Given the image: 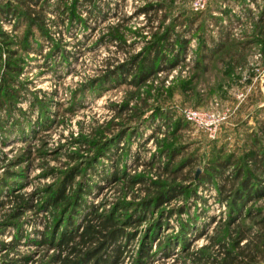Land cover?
<instances>
[{"label":"rangeland","instance_id":"obj_1","mask_svg":"<svg viewBox=\"0 0 264 264\" xmlns=\"http://www.w3.org/2000/svg\"><path fill=\"white\" fill-rule=\"evenodd\" d=\"M145 2L160 4L156 16L150 21L147 20V14L133 15V10ZM90 3L85 0L78 2L77 11L82 18L80 24L77 22L66 24V16L62 11L56 15L49 14L53 22L50 24L51 38L47 41H51V44L48 43L50 48L52 43L58 46L54 52L46 55L49 45L36 31L33 43L35 44L37 40L39 52H27L17 48L15 56L20 58L21 67L16 73L17 81H14L12 86L18 89V92L12 103L0 106V179L6 172L12 176L7 177L8 183L4 185L0 195V221L16 207V200L8 195L11 190L30 195L34 206L24 208L14 219V222L20 225L23 235L13 247L0 251V263L3 253H8V256L25 255L27 258L22 264H45L51 260L50 264H57L56 259L50 256L56 255L60 248L38 241L42 232L48 229L54 215L51 207L42 205V195L47 186L58 180L61 170L80 160L68 156L72 152H84L81 144L76 141L79 132H88L92 126L109 118L127 123L129 110L125 109L118 113L111 105L113 102L119 103L127 99L129 105L135 103L139 105L140 102L137 101L139 97L147 94L143 117L151 112L153 106L168 110L167 116L163 115L164 119L158 117L152 122V126H143L144 128L140 126L142 129L139 135H130L126 141L123 139L118 143L120 149L116 155V166H122L124 163L127 173L142 172L151 178H156L158 173L161 177L167 176L166 172L157 167L165 159V155H160L159 150L164 144L180 145L179 153L173 160L174 163L179 159L183 160V166L175 179L180 181L185 175L193 173L197 176L203 171V166L215 155L217 148H220L219 151L223 154L230 151L240 154L250 148L253 131L260 138H264L263 133L257 128L259 120L264 116V110L259 107L262 105V94L261 98L254 95L256 92L261 93L260 75L264 71L262 57L264 37L258 32L260 28L258 26H262L258 17L263 0H208L205 8L198 11L192 10L191 0H100L97 2L100 10L92 7ZM103 11H106L105 17L102 16ZM194 14L197 17L192 22L190 30L182 33L188 59L185 58L178 63L176 72L171 70L156 72L139 85L138 93L135 86L126 82L99 93L85 90L80 95L77 91L76 105L72 109L68 108L72 92L77 90L79 84L99 74L105 66L114 63L115 60H121L139 50L144 40L150 37V31L153 29L148 27L150 22L152 24L161 22V27L169 19L176 17L174 19L176 22L182 20L186 26L184 21ZM125 16L130 17L125 19L123 18ZM151 16L150 13L149 17ZM217 18L223 25L229 24L228 21L232 18V26L227 27L228 36L231 38L230 42H237L239 46L231 44L224 58L213 55L211 58L213 61H208L207 70L198 72L194 77V73L197 72L194 60L200 52V43L208 44L209 36L215 39L221 36L215 21ZM120 20L122 27L125 28L128 45L120 47L112 42L104 44L96 40L107 24ZM142 23L147 24L141 32L144 36L131 33L134 27ZM0 25L8 31L9 38L14 41L26 33V23H20L15 27L0 18ZM179 29L180 27L176 25L175 30ZM255 51L260 52L257 61H253L252 57ZM62 53H65L66 57L61 56ZM5 57L6 52H3L0 57V75L5 73L3 66ZM230 59L236 61L232 60L230 63ZM250 61L253 62L252 65L249 64ZM260 71L259 78L256 79L255 75ZM249 83L250 89L246 91L244 99L238 102L236 93L241 89L246 90ZM29 101L35 104L30 106ZM214 102H217L219 110L225 107L233 108L238 102L214 137L207 136L201 129L188 122L170 133L171 124L180 118L178 108L183 106L202 108ZM41 107L45 108V112L40 115ZM134 122L133 119L128 121L130 124ZM120 155H123L124 162L120 160ZM246 164L251 163L247 161ZM78 176L72 180V185ZM72 185L66 189L69 190ZM101 186L105 187L92 198L93 201L102 198L101 200L108 202L122 194L126 199H137L145 195V189L139 183L129 188H121L120 181ZM200 187L201 185L196 189V193L205 199L203 206L205 216L197 217L195 226L203 228L204 232L196 238L193 237V233H188L185 236L189 242L188 248L181 250L179 245L174 243L172 253L165 258H158L155 237L150 242L151 256L148 264H200L192 259V254L202 244L208 242V234L212 233L213 226L225 218L226 209L224 202H216V190L212 184L205 190H201ZM192 200V195H178L161 203L159 208H153L149 216L136 224L134 236L126 244L120 264H132L141 234L157 216L158 209H175L184 202L189 204L187 213L182 211L173 214L167 219V223L156 230L155 236L162 238L164 235L176 233L178 223L184 221L187 215L194 214L196 206L199 207L201 203ZM252 205H261L264 209L263 198L247 202L245 208ZM244 221L248 222L249 219L244 217ZM5 229L11 233L3 235L2 238L8 240L11 234L16 232V224L8 223Z\"/></svg>","mask_w":264,"mask_h":264},{"label":"trees","instance_id":"obj_2","mask_svg":"<svg viewBox=\"0 0 264 264\" xmlns=\"http://www.w3.org/2000/svg\"><path fill=\"white\" fill-rule=\"evenodd\" d=\"M80 1L0 0L1 19L15 27L20 23H26V33L16 41L9 38L8 31L0 25V57L3 52H6V57L3 60L5 73L4 75L1 73L2 77L0 75V106L12 103L18 92V89L12 86L13 82L17 81L15 80L16 73L21 67L20 58L15 56L17 48L27 52L40 51L37 47L39 45L37 40L35 44L33 41L37 34L46 41L51 38L50 24L53 19L49 16L50 13L56 15L62 11L66 16V24L72 22L80 24L82 18L77 11ZM85 1L91 2L92 7L100 10L97 3L100 0ZM158 9H160L159 3L145 2L133 10V15L147 14V20L150 21L152 17L156 16ZM150 13L151 17H149ZM105 14L106 11H103L102 16L105 17ZM127 17L130 16L123 18L127 19ZM196 17V14L187 17L184 21L186 26L182 20L176 22L174 20L176 17L169 19L161 27V22L157 24L150 22L148 27L153 28L150 31V37L144 40V44L139 50L121 60H115L114 63L105 66L99 74L79 84L77 90L72 92L68 108H74L78 98L77 93L79 92L81 95L85 90L99 93L104 89L126 82L135 86L138 93L139 85L150 76L159 70L167 71L183 60L186 43L182 33L190 30ZM258 18L259 21L264 20V0ZM215 21L221 36L216 39L209 36L208 44L200 43V52L194 60V67L197 68L194 77L198 72L202 73L207 70L208 61L213 55H217V58H224L229 52L230 49H227L231 44L239 46L237 42H230L231 38L228 36L227 27L232 26V18L226 25L221 24L218 18ZM122 25L121 20L107 24L105 30L98 34L96 40H100L104 44L112 42L120 47L128 45L124 33L125 28ZM176 25L180 27L178 31L175 30ZM145 26L147 24L142 23L140 26L134 27L131 33H137L142 37L144 35L141 32ZM49 42L51 44L50 40L47 41V44ZM50 44H48L46 55L58 48L54 43L50 48ZM14 45L17 47L15 48ZM61 56L66 57L65 53H62ZM232 60L236 61V59H230V63ZM42 93L45 94V91L42 90ZM146 97L147 94L144 97H139L137 100L140 102L139 105L137 103L129 105L127 99L119 103H111L118 113L125 109L129 110L127 120H135L133 124L109 118L92 126L88 132L78 133L76 141L81 144L84 152H72L68 156L80 158V160L61 170L58 180L47 186L42 195V205L44 204L47 208L51 207L54 215L48 229L42 232L38 241L60 248L59 252L56 255H51L50 258H55L57 264H120L126 244L134 236L136 224L149 216L153 208H159L161 203L178 195H192V201L197 200L201 204L199 207L196 206L194 214L187 215L184 221L178 223L176 233L164 235L162 238L155 236L156 230L162 224L167 223V219L173 214L182 211L187 213L189 204L184 202L182 206H177L175 209H158L157 216L152 219L141 234L132 264L149 263L150 242L155 237H157L158 258L168 257L172 253L174 243L178 244L181 250H186L189 242L185 236L188 233H193V237L196 238L204 232L203 228L201 230L195 226L197 217L205 216L203 210L205 199L196 193V189L201 185L200 189L205 190L212 184L216 190V202L225 203V218L219 221L218 225L213 226L212 233L208 234V242L202 244L192 254V259L200 264H264V209L261 205L245 208L249 201L260 197L264 200V138H260L253 131L249 143L250 148L240 154H236L235 151L223 154L220 153V148H217L214 152L215 155L203 166V171L199 172L197 176H194L193 173L184 174L185 176L180 181H175V179L177 172L183 166V160L179 159L175 163L173 161L179 153L180 145L164 144L159 150V154L165 155V159L157 167H160L161 171L166 172V175L170 177H161L160 173L156 178L146 176L142 172L127 173L124 163L122 166H116V155L120 149L118 143L123 139L126 141L130 135H139L143 126H152V122L156 118L164 119V116L168 114V110L153 106L151 112L143 117ZM36 101L38 102V100ZM29 103L30 106L35 104L30 101ZM259 107L264 110V102ZM44 112L45 108L41 107L40 115ZM179 116L180 118L171 124L170 133L175 132L187 122L180 114ZM257 128L264 136V116L259 120ZM120 160L124 162L123 155H120ZM247 161H250L251 164H246ZM76 175H79L78 179L72 185V180ZM7 177L12 176L6 172L5 176L0 179V195L4 185L8 183ZM116 181H120L121 188H129L135 183H139L144 187L145 195L137 199H126L122 194L107 200L108 202L101 200L102 198H97L96 201L92 200L98 195L101 188L105 187H102L101 184L109 185ZM69 185L72 186L67 190L66 187ZM8 195L16 200V207L12 213L0 221V251L10 249L20 241L23 232L14 219L24 208L34 206L32 197L24 192L11 190ZM106 203L108 204L106 205ZM244 217L249 221L245 222ZM8 223L16 224V232L11 234L10 239L4 240L2 236L11 233L5 229ZM26 258L25 255L8 256V253H3L0 264H22ZM51 261H46L45 264H50Z\"/></svg>","mask_w":264,"mask_h":264},{"label":"built area","instance_id":"obj_3","mask_svg":"<svg viewBox=\"0 0 264 264\" xmlns=\"http://www.w3.org/2000/svg\"><path fill=\"white\" fill-rule=\"evenodd\" d=\"M207 1L208 0H191L192 10L194 11L202 10L203 8H205ZM259 56H260V52L255 51L252 55L253 61H257ZM185 58L188 59L187 50L184 54L183 60ZM252 63H253L252 61L249 62L250 65H252ZM177 67H178V64L168 69V71L171 70V72H176ZM160 71H163V70H159L157 71V73ZM260 73L261 71L255 75L256 79L259 78ZM246 86H247L246 90L241 89L240 91H238V93H236L238 102L244 99L246 91L250 89V83L247 84ZM238 102L236 103V106ZM236 106H234L233 108L225 107L224 109L219 110V108L217 107V102H214V103H211L209 106L202 107V108L183 106L178 109H179V114L188 123H190L192 126L198 129H201L204 133H206L207 136L214 137L217 134L220 125L226 121L227 117L229 116V114L231 115V113L234 111Z\"/></svg>","mask_w":264,"mask_h":264},{"label":"crops","instance_id":"obj_4","mask_svg":"<svg viewBox=\"0 0 264 264\" xmlns=\"http://www.w3.org/2000/svg\"><path fill=\"white\" fill-rule=\"evenodd\" d=\"M263 21V20H262ZM262 21H260L261 23H262V26H258V27H260L259 28V30H258V32L261 34V35H263V37H264V32H262L263 30H264V22H262ZM262 32V33H261ZM262 57H264V53H263V56ZM262 59V58H261ZM257 93V92H256ZM254 94V95H257V96H260L261 94H262V92L260 93V94ZM260 98H261V96H260ZM262 103L264 102V98H263V95H262Z\"/></svg>","mask_w":264,"mask_h":264},{"label":"water","instance_id":"obj_5","mask_svg":"<svg viewBox=\"0 0 264 264\" xmlns=\"http://www.w3.org/2000/svg\"><path fill=\"white\" fill-rule=\"evenodd\" d=\"M260 89L264 98V71L260 75Z\"/></svg>","mask_w":264,"mask_h":264}]
</instances>
